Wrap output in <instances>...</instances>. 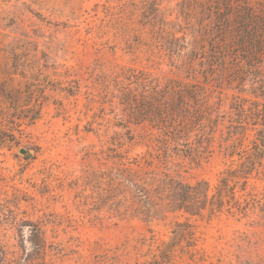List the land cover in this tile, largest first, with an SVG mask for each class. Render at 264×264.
I'll list each match as a JSON object with an SVG mask.
<instances>
[{
  "label": "rangeland",
  "instance_id": "rangeland-1",
  "mask_svg": "<svg viewBox=\"0 0 264 264\" xmlns=\"http://www.w3.org/2000/svg\"><path fill=\"white\" fill-rule=\"evenodd\" d=\"M178 2L0 0V130L9 139L0 145V249L13 264H264L262 127L251 118L253 101L263 108L264 69L205 77L151 56L142 14L156 8L173 20ZM126 69L203 88L221 124L211 128L208 152L166 158L155 130L127 124L114 81ZM5 91L18 95L9 101ZM240 118L244 128H230ZM121 161L138 172L168 169L189 185L207 182L213 210L164 208L147 219L127 211L114 182ZM177 223L188 227L172 243ZM35 224L47 244L39 255L29 241Z\"/></svg>",
  "mask_w": 264,
  "mask_h": 264
},
{
  "label": "trees",
  "instance_id": "trees-1",
  "mask_svg": "<svg viewBox=\"0 0 264 264\" xmlns=\"http://www.w3.org/2000/svg\"><path fill=\"white\" fill-rule=\"evenodd\" d=\"M176 6L173 20L168 18L172 12L166 15L156 8L142 14L152 33L151 41L147 43V52L151 56L166 59L169 66L179 72L189 74L198 69L205 77L226 70L264 69V0H179ZM114 81L122 88L118 105L125 113L124 120L127 124H146L155 130L153 142L166 158L178 152L184 155L208 152L214 139L211 128L217 129L221 124L219 118L210 113L209 100L200 85L134 69L122 70L115 75ZM260 91L264 99V85ZM17 95L5 91V99L9 101ZM252 105L256 113L251 112V118H260L262 127L256 138L257 149L262 148L260 155L264 152V104L261 110L258 101H253ZM36 107L34 114L29 116L32 123L40 115L39 105ZM238 109L240 114L246 112L241 104ZM243 124L244 120L240 118L236 125L231 123L230 128L241 130ZM236 131L234 134L230 131V139ZM8 140L6 133L0 130V145ZM133 161L141 169L140 163L136 159ZM117 165L114 182L119 200L129 201L124 208L136 211L142 218H150L164 208L198 215L212 200L208 197L205 181L189 185L168 169L138 172L126 167L122 161ZM224 181L225 178L221 183ZM213 206L208 208L209 214ZM29 227V241L34 251L38 255L45 253L47 244L42 228L36 224ZM187 227L186 223L175 225L172 243L179 242ZM0 259L2 264L14 262L4 249H0Z\"/></svg>",
  "mask_w": 264,
  "mask_h": 264
},
{
  "label": "water",
  "instance_id": "water-1",
  "mask_svg": "<svg viewBox=\"0 0 264 264\" xmlns=\"http://www.w3.org/2000/svg\"><path fill=\"white\" fill-rule=\"evenodd\" d=\"M19 153L23 155H27V157L31 156V153L27 152L25 149L21 148L19 149Z\"/></svg>",
  "mask_w": 264,
  "mask_h": 264
}]
</instances>
